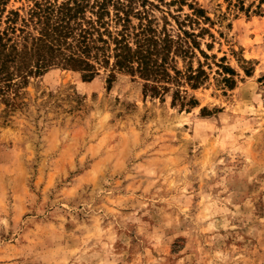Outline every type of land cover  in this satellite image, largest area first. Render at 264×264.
Returning <instances> with one entry per match:
<instances>
[{"label":"rangeland","instance_id":"374dc122","mask_svg":"<svg viewBox=\"0 0 264 264\" xmlns=\"http://www.w3.org/2000/svg\"><path fill=\"white\" fill-rule=\"evenodd\" d=\"M158 4L157 27L204 29L175 105L108 69L0 95V264H264V1Z\"/></svg>","mask_w":264,"mask_h":264},{"label":"trees","instance_id":"16d2710c","mask_svg":"<svg viewBox=\"0 0 264 264\" xmlns=\"http://www.w3.org/2000/svg\"><path fill=\"white\" fill-rule=\"evenodd\" d=\"M9 1L0 0L2 97L17 95L31 77L55 67L78 71L87 80L108 69L109 82L117 72H125L144 82V94L161 98L172 93V105L185 99L179 86L182 79L196 89L206 78L201 64L187 72L175 66L178 57L192 55L191 47L199 48L196 39L204 29L195 34L180 28L181 33L173 35L166 25L157 27L150 13L165 0H24L23 7L8 9ZM189 6L196 17H204L202 9ZM219 66L222 72L233 73ZM223 81L232 85L230 78Z\"/></svg>","mask_w":264,"mask_h":264}]
</instances>
